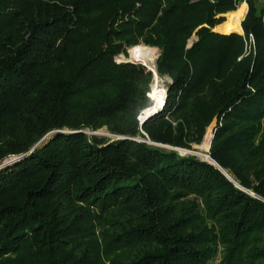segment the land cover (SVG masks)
<instances>
[{
  "label": "trees",
  "instance_id": "trees-1",
  "mask_svg": "<svg viewBox=\"0 0 264 264\" xmlns=\"http://www.w3.org/2000/svg\"><path fill=\"white\" fill-rule=\"evenodd\" d=\"M263 12L0 0V264H264ZM140 44L171 82L142 125L153 74L117 62Z\"/></svg>",
  "mask_w": 264,
  "mask_h": 264
},
{
  "label": "bare ground",
  "instance_id": "bare-ground-1",
  "mask_svg": "<svg viewBox=\"0 0 264 264\" xmlns=\"http://www.w3.org/2000/svg\"><path fill=\"white\" fill-rule=\"evenodd\" d=\"M246 9L247 6L245 4H242L238 7V9L235 12L226 14L228 18V22L219 29V32L222 34H232V33L241 34L242 30L240 24L243 18L245 17ZM156 57H157V51L155 49H151L148 47L134 48L129 52L130 60L141 62L153 70L155 69V62L157 61ZM150 98L153 101V106L145 110L141 114V117H144L152 110L154 111L157 108L161 107L165 99V94L161 91L154 90L153 93L150 94Z\"/></svg>",
  "mask_w": 264,
  "mask_h": 264
},
{
  "label": "rangeland",
  "instance_id": "rangeland-1",
  "mask_svg": "<svg viewBox=\"0 0 264 264\" xmlns=\"http://www.w3.org/2000/svg\"><path fill=\"white\" fill-rule=\"evenodd\" d=\"M262 1V0H261ZM245 4V3H244ZM247 6V4H245ZM246 12H247V9H246ZM246 15V14H245ZM225 19L227 20L228 22V18L227 16L225 15ZM243 21V20H242ZM263 21H264V12H263ZM226 22V23H227ZM223 26V25H222ZM220 26L219 29L222 27ZM242 34V33H241ZM194 39V38H193ZM139 46L141 47H144V45L140 44L138 45V48ZM147 47V46H145ZM135 48V47H134ZM133 48V49H134ZM150 48V47H148ZM129 49H127V54H128V57H124V56H119L117 58V61L118 62H130V63H135V64H140L142 66H144L148 71L152 72L153 74V82H152V85H151V92L149 93V98H150V94L153 93L154 90H157V91H161L165 94V98H166V93H167V86L171 83L170 80L167 78V77H162L160 78L158 75H157V72L156 70L154 69H150L148 66H146L145 64L141 63V62H137V61H134V60H130L129 59ZM151 49H155L157 51V57H156V60L158 59V55H159V51L158 49L156 48H151ZM132 50V49H131ZM155 65H156V62H155ZM150 100L152 101V99L150 98ZM165 101V99H164ZM153 103V101H152ZM164 104V102H163ZM164 106V105H162ZM144 112V111H143ZM141 116V115H140ZM139 116V118H140ZM212 126H211V130L212 131ZM90 134V133H88ZM91 134H97L98 137H101V138H108L110 140H114L113 137H111V135L106 131V129H101L95 133H91ZM90 134V135H91ZM212 135V133H211ZM116 139V138H115ZM211 142V141H210ZM209 147H210V143L205 145L203 144V142L201 143V145L199 146H192V149L191 150H186V149H178V153H180L181 156H192V157H196L202 161H207V162H210L209 160V157H208V153H209ZM8 162V161H7ZM12 162V161H11Z\"/></svg>",
  "mask_w": 264,
  "mask_h": 264
},
{
  "label": "water",
  "instance_id": "water-1",
  "mask_svg": "<svg viewBox=\"0 0 264 264\" xmlns=\"http://www.w3.org/2000/svg\"><path fill=\"white\" fill-rule=\"evenodd\" d=\"M244 19V18H243ZM158 57H159V55H158ZM155 69H156V65H155ZM164 104H165V101H164ZM163 104V105H164ZM162 106L161 107H159V108H157L156 110H152L150 113H148V114H146L144 117H141L140 116V118H138L139 119V121H140V124L142 125L145 121H147L150 117H152V116H154V115H156L157 113H159L161 110H162ZM143 113V112H142ZM141 113V114H142ZM215 127V123H213V125H212V128H214ZM95 135H97V134H95ZM111 137H113L114 139L115 138H117V137H115V136H111ZM173 150H175L176 152L178 151V149H173ZM179 155H180V153H178ZM13 160V159H12ZM12 160H10V161H12ZM10 161H8V162H6V164L5 165H9V163H11ZM214 166H216V165H214ZM230 181H232L228 176H227V174L223 171V170H221L218 166H216ZM236 185V184H235ZM237 186V185H236ZM238 187V186H237ZM239 188V187H238ZM240 189V188H239ZM242 190V189H241ZM242 191H244V190H242ZM245 193H248V194H250L249 192H247V191H244ZM251 196H253L252 194H250Z\"/></svg>",
  "mask_w": 264,
  "mask_h": 264
},
{
  "label": "built area",
  "instance_id": "built-area-1",
  "mask_svg": "<svg viewBox=\"0 0 264 264\" xmlns=\"http://www.w3.org/2000/svg\"><path fill=\"white\" fill-rule=\"evenodd\" d=\"M262 5H263V10H264V0H262ZM263 23H264V21H263ZM118 62V61H117Z\"/></svg>",
  "mask_w": 264,
  "mask_h": 264
}]
</instances>
